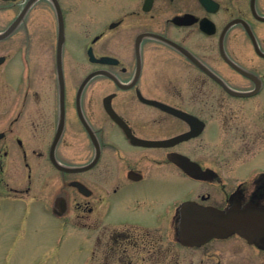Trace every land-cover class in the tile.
Segmentation results:
<instances>
[{
  "label": "flooded vegetation",
  "instance_id": "1",
  "mask_svg": "<svg viewBox=\"0 0 264 264\" xmlns=\"http://www.w3.org/2000/svg\"><path fill=\"white\" fill-rule=\"evenodd\" d=\"M29 1L0 0V175L15 156L29 179L58 171L52 212L86 210L92 264L99 247L105 264H264V0H57L62 21L39 0L43 26L32 7L13 27ZM203 210L250 211V241L192 239Z\"/></svg>",
  "mask_w": 264,
  "mask_h": 264
},
{
  "label": "rangeland",
  "instance_id": "2",
  "mask_svg": "<svg viewBox=\"0 0 264 264\" xmlns=\"http://www.w3.org/2000/svg\"><path fill=\"white\" fill-rule=\"evenodd\" d=\"M19 5L14 8L16 14L23 4ZM45 10L44 1L32 8L28 22L34 31L43 26L40 17ZM32 49L37 56L40 54L34 46ZM9 165L0 175V264H92L86 210L72 204L63 217L52 212L50 203L61 184V174L50 164H39L37 173L29 179L18 157L9 161ZM71 178L86 181L83 175ZM28 187L29 194L8 190ZM103 250L99 247L94 264H105Z\"/></svg>",
  "mask_w": 264,
  "mask_h": 264
},
{
  "label": "water",
  "instance_id": "3",
  "mask_svg": "<svg viewBox=\"0 0 264 264\" xmlns=\"http://www.w3.org/2000/svg\"><path fill=\"white\" fill-rule=\"evenodd\" d=\"M36 1L37 0H30L28 2L21 16L16 20L13 27H16L22 21L26 13L30 10V8ZM52 1L55 4L57 11L59 12L60 21H62L61 9L59 7L58 1ZM13 27L11 29H13ZM2 37H4V35H1L0 39ZM55 165L59 169L66 172H83L88 169V167L66 168L59 163H55ZM72 184L78 187L82 193H86V187L84 184L80 182H73ZM66 210L67 209L64 204L63 206L60 205V210H58V208H55V212L58 215H64L66 213ZM201 213L202 214L199 213L200 216L197 218L198 224L194 225L193 227H187L190 232L188 231L186 235L191 236L192 239L195 238L198 241H206L212 237H227L233 233H238L250 241V211L240 212L237 210H233L227 213H222L215 210H203Z\"/></svg>",
  "mask_w": 264,
  "mask_h": 264
}]
</instances>
